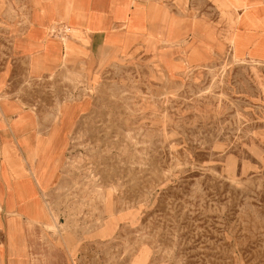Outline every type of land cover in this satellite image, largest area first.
Returning a JSON list of instances; mask_svg holds the SVG:
<instances>
[{
    "label": "rangeland",
    "instance_id": "rangeland-1",
    "mask_svg": "<svg viewBox=\"0 0 264 264\" xmlns=\"http://www.w3.org/2000/svg\"><path fill=\"white\" fill-rule=\"evenodd\" d=\"M30 1L0 0V36ZM160 1L187 9L189 34H145L64 78L93 110L42 234L107 264H264V61L240 55L238 10Z\"/></svg>",
    "mask_w": 264,
    "mask_h": 264
},
{
    "label": "crops",
    "instance_id": "crops-1",
    "mask_svg": "<svg viewBox=\"0 0 264 264\" xmlns=\"http://www.w3.org/2000/svg\"><path fill=\"white\" fill-rule=\"evenodd\" d=\"M202 1L238 10L240 55L264 61V0ZM26 7L0 36V264H107L106 254L86 251L74 237L42 234L56 223L73 133L93 110L91 98L64 78L145 34L166 41L178 27L189 34L188 11L179 15L160 0H38Z\"/></svg>",
    "mask_w": 264,
    "mask_h": 264
},
{
    "label": "bare ground",
    "instance_id": "bare-ground-1",
    "mask_svg": "<svg viewBox=\"0 0 264 264\" xmlns=\"http://www.w3.org/2000/svg\"><path fill=\"white\" fill-rule=\"evenodd\" d=\"M47 225H49L50 227H53V224H52V223H49V224H47Z\"/></svg>",
    "mask_w": 264,
    "mask_h": 264
}]
</instances>
